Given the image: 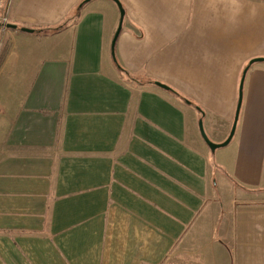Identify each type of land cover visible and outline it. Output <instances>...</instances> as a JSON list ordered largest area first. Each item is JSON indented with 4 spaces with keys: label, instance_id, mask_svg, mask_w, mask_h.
Returning a JSON list of instances; mask_svg holds the SVG:
<instances>
[{
    "label": "crops",
    "instance_id": "0c3cea01",
    "mask_svg": "<svg viewBox=\"0 0 264 264\" xmlns=\"http://www.w3.org/2000/svg\"><path fill=\"white\" fill-rule=\"evenodd\" d=\"M81 1L0 2V264H264V0Z\"/></svg>",
    "mask_w": 264,
    "mask_h": 264
},
{
    "label": "water",
    "instance_id": "95a60500",
    "mask_svg": "<svg viewBox=\"0 0 264 264\" xmlns=\"http://www.w3.org/2000/svg\"><path fill=\"white\" fill-rule=\"evenodd\" d=\"M87 1H89V0H82L81 3L79 4V6H81L84 2H87ZM113 1L118 6L119 13H120V19H119V23L117 25V28H116V30L114 32V35H113V38H112V41H111L112 56H113L114 43H115V40H116L120 30H121V23H122V19H123V16H124V9L122 8L121 3L119 2V0H113ZM5 27L11 28V29H17V26L14 23H9V22L5 24ZM19 29H20V31H23V32H29V33L35 32V30L33 28H30V27H20ZM260 61H264V58L263 57H254V58L250 59L248 64L244 67V69L242 71V75H241V79H240V83H239V97H238V102H237V107H236V113H235V116H234V122L232 124V127L230 129V132H229L228 136L226 137V139L224 141H222L220 143H214L211 140H209V138L207 137V135L204 132L201 119L198 121V127H199L200 134H201L203 140L205 141V143L210 147V149L214 150L216 148L225 146L229 142V140L231 139V137H232V135L234 133V130H235V121H236V119L238 117V111H239L240 102H241V92H242L241 90H242L243 79H244L245 73H246L248 67L252 63L260 62ZM155 84L157 86H159V87L164 88V89H168L169 88L167 85H165V84H163V83H161L159 81H156Z\"/></svg>",
    "mask_w": 264,
    "mask_h": 264
},
{
    "label": "trees",
    "instance_id": "16d2710c",
    "mask_svg": "<svg viewBox=\"0 0 264 264\" xmlns=\"http://www.w3.org/2000/svg\"><path fill=\"white\" fill-rule=\"evenodd\" d=\"M62 24H63V23L59 24L57 27H52V26L39 27V28L37 29V32H43V30H45V32L47 33V32H50V31H52V30L57 29V28L60 27ZM4 51H5V50H4L3 48H1V50H0V62H1L2 58H3V56H4Z\"/></svg>",
    "mask_w": 264,
    "mask_h": 264
},
{
    "label": "built area",
    "instance_id": "2783aa9c",
    "mask_svg": "<svg viewBox=\"0 0 264 264\" xmlns=\"http://www.w3.org/2000/svg\"><path fill=\"white\" fill-rule=\"evenodd\" d=\"M0 23L2 24L3 27L7 23V18L5 15H0Z\"/></svg>",
    "mask_w": 264,
    "mask_h": 264
},
{
    "label": "rangeland",
    "instance_id": "374dc122",
    "mask_svg": "<svg viewBox=\"0 0 264 264\" xmlns=\"http://www.w3.org/2000/svg\"><path fill=\"white\" fill-rule=\"evenodd\" d=\"M2 0H0V2H1ZM206 134V133H205Z\"/></svg>",
    "mask_w": 264,
    "mask_h": 264
}]
</instances>
